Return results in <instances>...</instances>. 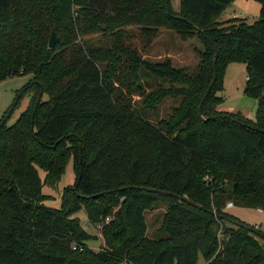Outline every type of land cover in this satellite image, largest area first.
I'll use <instances>...</instances> for the list:
<instances>
[{
  "label": "trees",
  "instance_id": "1",
  "mask_svg": "<svg viewBox=\"0 0 264 264\" xmlns=\"http://www.w3.org/2000/svg\"><path fill=\"white\" fill-rule=\"evenodd\" d=\"M231 1L178 0L173 11L168 0H0V80L30 74L0 116V264H264V232L223 208L264 211V0L251 22L218 20ZM129 25L142 46L160 27L195 38V65L142 57ZM229 62L244 64L252 119L217 109ZM165 97L175 100L165 116L139 114ZM68 160L72 184L57 208L42 204L41 185ZM160 203L146 234L144 213ZM80 208L102 222L96 249Z\"/></svg>",
  "mask_w": 264,
  "mask_h": 264
},
{
  "label": "rangeland",
  "instance_id": "2",
  "mask_svg": "<svg viewBox=\"0 0 264 264\" xmlns=\"http://www.w3.org/2000/svg\"><path fill=\"white\" fill-rule=\"evenodd\" d=\"M233 3H229L224 7L218 16V20H228L230 15L234 14L237 17H242L244 21L251 22L256 19L258 3L255 0H233ZM169 6L173 11H177L178 0H168ZM128 35L126 37L127 41L131 45H135L142 57L155 60L163 57H168L174 66H185L187 68H192L196 61L197 56L193 51L194 46H198V42L195 38H190L187 40H180L175 33L171 30L165 28H158L157 35L151 40L149 44L142 46V40L139 37L137 29L133 25L127 26ZM90 41L94 43H105V37L99 32H94L86 35ZM244 64L242 62H229L224 70L222 78V89L218 94L222 97V101L218 105L221 109L230 108L233 111L241 112L245 117L250 119L254 116V111L256 107V100L253 97L244 95L241 91L242 84L244 81ZM30 74L14 75L11 77H6L0 80V116L3 111L10 104L15 92L19 90L25 81L28 79ZM131 99L138 101V96L133 93L130 95ZM46 94L42 93L40 99H45ZM28 100V94L24 93L18 98L17 104L9 112L5 124L8 125L13 122L18 113L25 107ZM135 103V101H134ZM175 104V100L165 97L158 104L155 112H149L146 109L138 110L142 117H147L150 120H156L157 118L163 117L170 110L171 106ZM137 106V104H134ZM37 173L41 178L43 175L42 170L37 169ZM73 182V173L71 168V161L68 160L60 174L58 180L51 186L42 184L41 193L46 195L42 198L41 203L57 208L60 202L61 189L65 185H70ZM163 205L160 203L156 205L153 209H150L144 213L145 220L147 222V234H149V226L153 227L158 224L160 218V212L163 210ZM225 211L238 220L248 224L256 225L260 224L259 231L264 232V218L263 213L255 211L251 207L243 206H232L225 209ZM73 215L77 216L79 223L84 230L89 233L94 234L95 230L91 224L86 223V218L82 208L77 210ZM230 224V222H226ZM256 238L261 244L262 250L264 252V238L256 235ZM100 239L92 238L87 241V245L91 248H98ZM204 261L200 256H198L195 264H203Z\"/></svg>",
  "mask_w": 264,
  "mask_h": 264
},
{
  "label": "built area",
  "instance_id": "3",
  "mask_svg": "<svg viewBox=\"0 0 264 264\" xmlns=\"http://www.w3.org/2000/svg\"><path fill=\"white\" fill-rule=\"evenodd\" d=\"M231 205H232L231 202L227 201V202H225L224 207H229ZM256 209L259 211L261 210L259 208H256ZM107 219H108V217H104L103 221L105 222V221H107ZM86 223H87V221H86ZM101 223L102 222H96L94 224H91L93 229L95 230L94 234H95L96 238L100 239V241H101V234H100ZM253 227L256 228V225H253Z\"/></svg>",
  "mask_w": 264,
  "mask_h": 264
},
{
  "label": "crops",
  "instance_id": "4",
  "mask_svg": "<svg viewBox=\"0 0 264 264\" xmlns=\"http://www.w3.org/2000/svg\"><path fill=\"white\" fill-rule=\"evenodd\" d=\"M233 1V0H232ZM230 2V3H233V2ZM229 4V3H228ZM227 4V5H228ZM230 17H237L236 15H234V14H232V15H230ZM227 65H228V63L226 64V66H225V68L227 67ZM225 70V69H224ZM244 77H245V75H244ZM243 85V84H242ZM217 109H219V110H226V111H233V110H231L230 108H226V109H221L219 106L217 107ZM248 118V117H247ZM232 206H234V205H231V206H229V207H232ZM224 208V210L226 209V208H228V207H223ZM255 209V211H257V212H259V213H263L264 214V211H262V210H257L256 208H254ZM263 220H264V218H262V220H261V222H263ZM148 225L149 224H147V228H148ZM153 227V225H150L149 226V230L151 229ZM259 227H260V224H257V226H256V228L258 229V230H260L259 229ZM147 228H146V234H147ZM99 243H101V241L99 242ZM90 246V245H89ZM91 247V246H90ZM203 264H205V262L203 263Z\"/></svg>",
  "mask_w": 264,
  "mask_h": 264
},
{
  "label": "water",
  "instance_id": "5",
  "mask_svg": "<svg viewBox=\"0 0 264 264\" xmlns=\"http://www.w3.org/2000/svg\"><path fill=\"white\" fill-rule=\"evenodd\" d=\"M56 40H57V37L54 35L53 32H51L47 38V42H46L47 46L52 47Z\"/></svg>",
  "mask_w": 264,
  "mask_h": 264
}]
</instances>
